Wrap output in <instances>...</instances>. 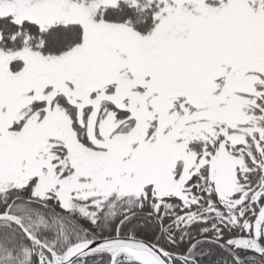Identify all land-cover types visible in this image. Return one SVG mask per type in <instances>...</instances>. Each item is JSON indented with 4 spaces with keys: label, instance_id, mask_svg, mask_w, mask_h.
Masks as SVG:
<instances>
[{
    "label": "snow or ice",
    "instance_id": "obj_1",
    "mask_svg": "<svg viewBox=\"0 0 264 264\" xmlns=\"http://www.w3.org/2000/svg\"><path fill=\"white\" fill-rule=\"evenodd\" d=\"M0 264H264V0H0Z\"/></svg>",
    "mask_w": 264,
    "mask_h": 264
}]
</instances>
